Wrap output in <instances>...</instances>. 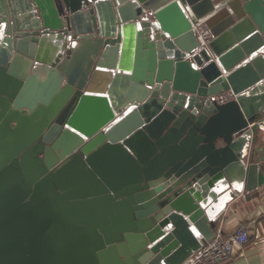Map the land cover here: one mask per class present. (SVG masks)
<instances>
[{
  "label": "water",
  "instance_id": "water-1",
  "mask_svg": "<svg viewBox=\"0 0 264 264\" xmlns=\"http://www.w3.org/2000/svg\"><path fill=\"white\" fill-rule=\"evenodd\" d=\"M262 125L264 0H0V264L185 263Z\"/></svg>",
  "mask_w": 264,
  "mask_h": 264
},
{
  "label": "crops",
  "instance_id": "crops-1",
  "mask_svg": "<svg viewBox=\"0 0 264 264\" xmlns=\"http://www.w3.org/2000/svg\"><path fill=\"white\" fill-rule=\"evenodd\" d=\"M226 202L218 228L228 236L238 227L246 226L250 237L245 248L223 264H264V186L252 198L247 192H241L236 199Z\"/></svg>",
  "mask_w": 264,
  "mask_h": 264
},
{
  "label": "built area",
  "instance_id": "built-area-1",
  "mask_svg": "<svg viewBox=\"0 0 264 264\" xmlns=\"http://www.w3.org/2000/svg\"><path fill=\"white\" fill-rule=\"evenodd\" d=\"M195 28L201 46L209 47L212 39L209 28L205 23ZM235 98L236 95L232 91H227L215 95L212 100L219 104H226ZM262 130L264 131V125H262ZM249 237V230L246 226L238 227L228 236H225L224 232L218 228L215 238L194 252L183 264H223L232 259L237 251L245 248Z\"/></svg>",
  "mask_w": 264,
  "mask_h": 264
},
{
  "label": "bare ground",
  "instance_id": "bare-ground-1",
  "mask_svg": "<svg viewBox=\"0 0 264 264\" xmlns=\"http://www.w3.org/2000/svg\"><path fill=\"white\" fill-rule=\"evenodd\" d=\"M55 41H56V40H55ZM36 72L39 73L40 75H43V74H44V71H43L42 69H39V71L36 70ZM27 160H28V159L25 157V158H24V165H26L25 163L27 162ZM24 171H26V169H24Z\"/></svg>",
  "mask_w": 264,
  "mask_h": 264
}]
</instances>
